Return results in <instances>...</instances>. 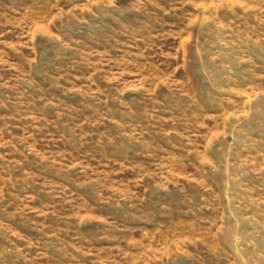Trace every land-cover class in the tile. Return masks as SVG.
<instances>
[{
  "label": "rangeland",
  "instance_id": "1",
  "mask_svg": "<svg viewBox=\"0 0 264 264\" xmlns=\"http://www.w3.org/2000/svg\"><path fill=\"white\" fill-rule=\"evenodd\" d=\"M0 264H264V0H0Z\"/></svg>",
  "mask_w": 264,
  "mask_h": 264
}]
</instances>
